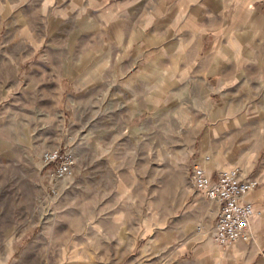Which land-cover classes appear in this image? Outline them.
<instances>
[{"label": "rangeland", "instance_id": "obj_1", "mask_svg": "<svg viewBox=\"0 0 264 264\" xmlns=\"http://www.w3.org/2000/svg\"><path fill=\"white\" fill-rule=\"evenodd\" d=\"M211 1L0 0V264H210L206 241L259 264L211 241L190 180L215 133L264 185V0L241 16L246 61L217 65L233 3Z\"/></svg>", "mask_w": 264, "mask_h": 264}, {"label": "crops", "instance_id": "obj_2", "mask_svg": "<svg viewBox=\"0 0 264 264\" xmlns=\"http://www.w3.org/2000/svg\"><path fill=\"white\" fill-rule=\"evenodd\" d=\"M251 1L252 0H229L228 4L230 2L233 3L232 4L233 9L230 12L231 17L229 19V24H228L229 31L232 32V36L226 35L225 29H224L222 31L221 35H218V42L215 41V43L213 45H215L217 47H220V46L231 47L232 53H229L228 55L224 54V55H220V56L219 55L212 56L211 62H213L214 64H216V65L218 63L229 64L231 62L232 63H241V62L246 61V56H245V58H243V56H242V47H243V45H246V44L244 43V41H242V36H240L238 38V36H239L238 30L242 29L241 24H242L243 18L241 16L242 15L246 16L248 14V4ZM213 2H214V0H213ZM211 3H212V1L208 0V4L210 5ZM223 3H222V1L217 0L216 2H214V5L216 8H220L223 5ZM181 4H182L181 2H178V7L180 6V8H182L183 5H181ZM193 4L196 7H198V5H199L198 0H185V5L187 6V8L185 7L183 9H185L186 12L190 11L189 8L190 7L192 8ZM183 24H181L180 27H178V26L176 27V31H177L176 36L181 37L180 41L185 37V41L177 42V39H176V41H175L176 47H177V44H179L178 46H180V47H185V46L189 47V45H191L194 40L196 41L195 36L198 33V29L195 26H193V24L192 25L191 24L187 25L185 23H183ZM220 32H221V29H219V31L217 33H220ZM196 46H198V45H196ZM236 48H239V49H237L238 51L236 50ZM175 61L176 62H179V61H186V62L190 61V62H192L191 59H189V60L185 59V55L181 56L180 58L175 59ZM216 65H215L214 69H216V67H219L221 69L220 70V76L222 78L223 77H230L232 75L230 68L225 69L223 65L221 67L216 66ZM220 76H218V77H220ZM240 94H242V92H240ZM228 109L229 110H235V106L230 105L228 107ZM243 109H244V106H242V104H239V111H243ZM230 120L231 119H229V121ZM246 121L247 120H245V118L241 115L238 119L236 118L235 120L227 122V123H228V126L230 128L231 127L237 128V127L242 126ZM227 123L221 122L220 124H221V126L225 127V126H227ZM225 139H226V137L225 138H219V136L214 133V136L212 137V140H214V142L212 144H208V147L206 149V151H207L206 161L199 158L197 160V164L200 165L204 169V171L211 176H214L215 172L219 169L237 166L241 169V171L245 177H251V176L247 175V172H249L252 164H248V163L246 164V161L244 160V158H242V156L240 157L237 155H231L230 154L231 147L227 146L229 143ZM232 139L230 142H232ZM238 148H240V147H238ZM252 177H254V176H252ZM259 182H260L259 186L255 190H252V191L246 193L242 197V200L252 202V204L254 205L256 213H255V215L252 218L251 223H250L251 238L248 241V243L250 244V246L252 248V254L254 256H258L257 260L259 261V264H264V185H261L262 183L260 180H259ZM207 209L210 210L212 212V214H214V211H215L214 204L209 203L207 205ZM207 230H208V228L206 229V232H209ZM196 234H199V231H197ZM204 239L209 240V235H208V237H207V235H205ZM210 239H211V237H210ZM204 243H206V246H207L206 247L207 251H206V256H205L206 257L205 258L206 263L215 264L216 261L219 262L221 260L224 263H229V264H236V263H242L243 262L244 253H239V254L233 255V254H231V252H225V253L223 252L222 256L220 258L219 255H215V254H217L215 252V248L213 246L209 247L208 241H206ZM238 244H241V243H237L233 246H236ZM258 261H257V263H258Z\"/></svg>", "mask_w": 264, "mask_h": 264}, {"label": "built area", "instance_id": "obj_3", "mask_svg": "<svg viewBox=\"0 0 264 264\" xmlns=\"http://www.w3.org/2000/svg\"><path fill=\"white\" fill-rule=\"evenodd\" d=\"M57 157L56 152L45 155L50 163L57 160ZM62 162L56 168L58 176L69 170V162ZM190 180L193 188L215 206L211 241L219 246L249 241L250 223L256 211L252 202L243 201L242 197L259 186V179L245 177L237 166L219 169L211 176L200 165L192 163Z\"/></svg>", "mask_w": 264, "mask_h": 264}]
</instances>
